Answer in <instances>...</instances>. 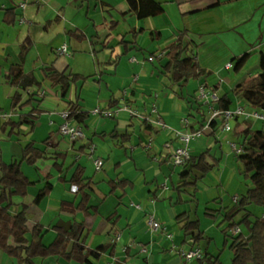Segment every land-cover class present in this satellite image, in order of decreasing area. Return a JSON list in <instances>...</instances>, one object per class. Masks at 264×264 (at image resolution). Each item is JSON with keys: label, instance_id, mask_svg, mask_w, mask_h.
I'll return each mask as SVG.
<instances>
[{"label": "crops", "instance_id": "obj_1", "mask_svg": "<svg viewBox=\"0 0 264 264\" xmlns=\"http://www.w3.org/2000/svg\"><path fill=\"white\" fill-rule=\"evenodd\" d=\"M20 1L22 0H0V115L12 114L10 120L1 119L0 125L9 121L17 122L22 113H30L32 109L31 106L22 110L12 107V96L15 89L7 80L8 72L12 67H21L25 73H34L37 79L42 81L45 77L43 69L52 64L59 72L73 73L74 69L77 70L78 67L82 70L81 64L74 60L75 54L88 49L93 56L92 63L89 65L94 70L101 71L103 69V71L100 75H90L91 78L86 83L78 86L100 89L105 82L110 93L105 107L101 104H95L96 107H93L115 109L127 102L134 109H142L143 114H150L149 101L152 104L158 103L161 114L170 127L164 131L156 126H153L152 130H147L142 120L139 128H136L133 122L136 117H131L128 112L122 111L114 118L96 120L99 124L95 128L94 136H100L104 140L105 146L113 144L115 150L110 151L109 148L108 152H102L95 157L98 153V146L95 145V138L89 137V135L79 146H77L78 140L74 143L71 142L70 147L67 145L64 147L62 143L70 141L60 134L59 127L63 123L61 112L68 111V106L60 97V93L49 83H45L43 91H46V94L44 97L41 96L44 98V102L39 107L40 118L33 132L30 133V128L26 125L18 130L19 136L10 137L7 133L0 132V141L10 142L15 137L19 143L26 141L25 139L30 138L38 130H42L46 134L43 141L44 148L41 149L46 152L49 158L40 159L37 162L38 171L29 166L35 175L28 176L24 170L23 172L31 181L30 177H32L34 182L40 181V176L37 177L39 173L42 176L52 174L53 190L40 204H35L34 200L45 183L41 181L35 186L29 187L25 198L15 199L17 204L28 206L30 224L32 226L41 225L44 228L47 232L44 236V243L48 245L54 241L57 235L53 227L60 220L65 222L76 220L84 223L86 226L85 247L87 249H96L106 244L114 248V254L111 255L110 252H107L98 260L103 264H203L201 260L187 262L178 254L180 249H189L194 243L190 236H186L182 228L183 224L179 222L178 217L187 212L191 221L196 220L193 219L189 211L182 209L181 205L184 203V199L181 192L185 189H181V192L177 190L178 184L182 181L180 174L188 164L180 167L174 166L170 162L169 151L165 147L167 142L179 144L175 132L190 133L192 128H200V121L203 119L198 110L191 109L188 106L189 103L188 105L184 104L182 91H180L181 97H178L180 100L177 104L181 110L178 112L175 108L176 103L172 102V97H163L158 102L160 94L146 87L145 81H143L145 84L136 85L140 82V74H135L137 71L135 67L138 66L144 74L150 71L144 69L149 67V64L144 58L145 49L139 42L142 39L146 40L147 36L154 43L166 37L172 44L182 31H186L185 42L190 45L198 63L206 72L204 77L197 80L198 87L207 85L214 88L220 98L223 96L231 98L232 107H235L244 102L240 101L241 99L236 95L234 98L228 95L224 90V85L229 77L227 74L224 76L219 73L235 71L236 61L233 60L246 54L250 55L248 62L254 58L259 60L257 74H249L236 85V88L262 73L264 0H156L162 4L164 12L157 17L144 20H139L136 14L130 11L128 0H28V7L24 13L18 7ZM13 9H15V20L12 16H7V12ZM21 16L26 18L25 24L20 23ZM133 31L137 33L142 31L141 34H138L135 44L132 42L134 40ZM123 42L128 44L125 45ZM64 44L68 47V54L61 56L57 50ZM25 45L27 51L22 58L21 52ZM139 55H142L143 58L141 59ZM124 57H127V61L123 65ZM132 57H136L138 63L131 62ZM164 62L165 60L159 62L157 59L154 64L160 63L161 67ZM230 63L233 64V68L226 69ZM247 63L239 72L235 71L237 73L234 77L235 80H238L240 74L246 69ZM121 67H123L122 72H120ZM110 69L113 72H108ZM130 71L134 73L132 77L128 74ZM156 73L160 74V70L151 74L148 81L149 86L158 77ZM135 76H138L137 82H134ZM214 77H217V80L212 81L211 79ZM78 86L71 90L67 100L75 97L78 93ZM32 90L24 92L25 95ZM114 91H118L120 96L115 97ZM166 92H168L167 88L163 90V94ZM155 94L158 95L157 99L154 97ZM79 96L81 110L90 113L89 120L93 117L100 118L92 115L91 109H84V100L81 95ZM141 99L143 105L138 104L141 103ZM8 102H10V106L7 109L3 105ZM188 108L191 111L190 115L186 117L184 109L188 110ZM203 112L208 122L209 111ZM119 116H121L120 120L117 119ZM104 119H114L116 123L110 126L108 123H103ZM186 119L188 125L184 123ZM89 120L84 127L87 131L92 125L90 122V124L88 123ZM207 122L204 123L205 126ZM238 124L240 126L234 129V135H230L233 136V141L238 143H241L243 138L237 134L246 130L249 125L254 129H261V124L257 122H237ZM210 130V127L205 128L203 135L198 138L208 137L212 132ZM151 139L152 146L146 150L145 146ZM216 140L220 141V138ZM32 141L36 143V140ZM193 142H197V138L190 143L193 157H198L208 150H211V154H213L212 148L192 146ZM203 142L206 146V141ZM26 143L28 142H25L22 147ZM91 145H95L94 153H90ZM9 149L11 150V147ZM130 152L134 154L129 156ZM231 154L237 158L232 149ZM134 155L136 156L135 160ZM55 157H59V162L64 164V171L61 174L54 168ZM84 157H88V162L94 167V176H88V167L82 162ZM230 157L231 155L227 156L228 160ZM99 158L103 160V167L97 171L94 160ZM221 158L218 168L222 165L223 155ZM1 161L5 160L0 148ZM78 167L84 169L83 176L85 178L92 180L89 189L91 195L89 207L94 209L90 211V215L81 212L71 214L61 209L62 202L73 203L80 199V196L72 190L73 186L68 183ZM124 168L139 172L138 177L131 180L129 176H125L126 169L122 170ZM177 169L182 170L176 174ZM120 179L129 180L133 183V187L112 194L110 182ZM133 203L141 205L143 209L138 210L132 206ZM148 210H152L156 219L163 225L161 232L152 233L149 230L146 219ZM249 210L256 217H264V206L260 207L259 214L253 212L251 207ZM198 221L200 222V220ZM207 227L208 232L213 230L212 225L208 224ZM227 227L228 225L223 229V233ZM200 230L204 236L200 242L194 244V248L199 247L204 255L207 251L210 256H219L222 260L223 252H220L215 237L208 236L206 230L202 229L201 223ZM167 234H172L173 238L169 239ZM229 234L232 236L230 232ZM117 235H120L119 241L113 242ZM46 239H50L49 243L45 242ZM224 243L225 245L230 244L225 233ZM140 245H144L148 249V253H142ZM232 259L231 253V261ZM60 260L61 258L50 257L45 260L37 259L36 263L60 264ZM94 263L97 264V262ZM223 263L225 264V262Z\"/></svg>", "mask_w": 264, "mask_h": 264}, {"label": "trees", "instance_id": "obj_2", "mask_svg": "<svg viewBox=\"0 0 264 264\" xmlns=\"http://www.w3.org/2000/svg\"><path fill=\"white\" fill-rule=\"evenodd\" d=\"M130 11L134 12L139 20H144L151 17H157L164 12L161 3L156 0H128ZM15 9L9 10L7 16L14 17ZM142 31H133V44ZM186 31H182L176 40L166 48L159 59V62L164 61L161 65L160 72L169 79L170 89L175 87L179 91L192 80H199L206 75L198 63L194 51L190 45L185 42ZM125 45L127 42H123ZM27 46L23 47L21 57L24 58ZM250 59V55L246 54L239 59H235V71L239 72ZM262 73L251 79L246 84H241L235 89V95L244 101L245 104L255 109H264V59L261 61ZM44 79L39 81L34 73H25L21 67H12L7 75V80L15 89L12 96V107L17 110H22L25 107L31 106L30 113H22L19 121H9L0 125V132L7 133L10 137L18 135L22 126L26 125L30 128V133L36 127L40 118L39 107L44 102V96L41 97L44 84L49 83L50 86L60 93V97L68 106L70 119L80 125L84 129L87 120L90 118V113L81 110V99L77 93L71 100H67L71 90L79 84L83 85L91 77L71 72H59L53 64L48 68L43 69ZM33 89L26 95L24 92ZM181 97V93H176ZM197 106L191 102L189 107L198 110L202 116L200 128H192V132L202 130L205 127L207 120L202 111V104L197 99V90L194 96ZM233 101L228 96H223L220 101V107L223 110L233 108ZM143 125L147 130H152L153 126L143 121ZM220 121L215 120L210 124L211 134L215 136L219 127ZM240 124L237 125L239 127ZM191 132V133H192ZM206 133V132H205ZM243 138L241 144L244 145V153L237 156V160L243 166V176L246 181H250L252 187L241 196L238 203H234L232 209H227L226 218L229 219L228 227L224 233L230 240L229 250L232 253V264H264V217H256L249 210V207L255 205L258 207L264 206V129H254L251 125L246 130L237 134ZM47 142V141H46ZM49 158L46 152L36 145L34 141H30L23 146V155L21 160H12L11 162H0V256L6 254L13 260L12 264H37L36 260H45L50 257L65 259L68 262L77 264H95V261L100 260L101 256L107 252L114 254V248L111 245H101L96 249H87L85 247L86 226L79 221L60 222L53 227L56 232V237L51 244L44 243V236L47 234L41 225L32 226L28 219V206L25 204H17L16 198H25L28 194V189L35 186L41 181L44 185L40 188L39 193L34 200L35 204H40L53 190L51 182L52 174L42 176L40 173V181L34 182L23 172L24 164L36 168V164L40 159ZM56 160L54 168L58 173H63L64 164L59 162V157ZM222 158L211 154V150L198 156L191 157L188 165L180 174L182 179L178 184L177 190L185 189L189 186H196L199 179L206 177L214 172L220 165ZM84 169L78 167L72 179L68 182L72 186H76L78 191L76 194L80 199L73 203L62 202V211L76 214L81 212L85 215H90L93 207H89L91 195L89 189L92 185V180L83 176ZM202 177L199 178L198 176ZM42 176V177H41ZM191 180V181H190ZM66 182V181H63ZM111 193L117 191H126L127 188H132L133 183L127 179L111 181ZM184 190V191H185ZM186 192V191H185ZM242 214L239 222L234 221L235 216ZM178 220L185 231L186 236H190L193 240V245L189 248H194V244L203 239V232L200 230V222L198 220L191 221L189 213H183L178 217ZM235 227H244L248 234L242 232L238 235H230L229 232ZM190 233V234H189ZM230 235V236H229ZM203 264H224L219 256H210L207 251L204 258L201 260ZM1 264V262H0Z\"/></svg>", "mask_w": 264, "mask_h": 264}, {"label": "rangeland", "instance_id": "obj_3", "mask_svg": "<svg viewBox=\"0 0 264 264\" xmlns=\"http://www.w3.org/2000/svg\"><path fill=\"white\" fill-rule=\"evenodd\" d=\"M147 37L148 38H146V40L142 39L141 42L139 43L145 49L146 55L144 58H145V61L149 64V67H145L144 69H146V71H149V70L150 71L144 74V72H141L140 68L136 66L135 68H137L138 73L136 71L135 74L137 75L140 74V82L137 83L136 85L145 84L143 82L145 81L146 87H149L150 90L158 92L160 94L161 97L160 99H158V102H160L163 99V97H167V96L172 97V102L176 103V106H177V107L175 106V108L177 109L178 112H180L181 110L179 109V106L177 104L179 103L180 99H178V96L176 95L177 92H180L178 87H176V89H173L172 91V89H170L169 87L171 84L169 79L166 78L163 74H161V72L160 74L156 73V76L158 75V77L155 78L154 82L151 83L150 86L148 82L150 80L149 78L151 74L154 71L161 69L160 63L154 64V62L157 60V57L161 55L162 50L166 48V46L171 44L170 43L171 41L170 39L163 37L160 41L154 43L149 38V36ZM89 51L90 50L85 49L83 51L77 52L76 53L77 55L75 54L76 58L74 60L78 61V63L81 64V67L83 69L80 70V67H78L77 70L74 69L73 73H80L86 76H90L94 74H99V75L101 74L103 69H101V71L94 70V68L89 65L90 63H92V60H93V56L91 55V52ZM139 56L141 59L143 58L142 55H139ZM126 61H127V57H124L123 65L126 63ZM258 67H259V60L257 58L251 59L247 63L246 69L242 72V74H240L238 80H235L234 78L235 75L237 74L235 73L234 70H231L230 72L225 71L223 73H219L221 75L227 74L229 77L228 81L224 85V90L228 93L229 96L234 98L235 96L234 89L236 88V85L241 80H244L249 74H255ZM72 68L74 67L72 66ZM122 68L123 67L120 68V72H122L121 71ZM111 71L113 72L112 69H110V71L108 72H111ZM128 74L131 75L132 77L134 73L130 71L128 72ZM211 80L215 81L217 80V77H214ZM78 87H79L78 94L81 95L83 100L85 101V102L83 101L85 110L91 109V112H92L93 109L96 107L95 104H101L103 107L107 105L106 101H108L107 98L110 96V93L108 92L106 88L105 82L103 83L100 89H95L94 87L92 88L91 87L81 88L80 86ZM165 88H167L168 92L163 94V90ZM196 88L198 89V83L197 81L192 80L182 89V97L184 98V100L182 101H184L185 105H188V102H191L194 106H197V102L194 98ZM113 93L115 97L120 96L118 91H114ZM240 101L244 102L242 99ZM140 102L141 103H138V104L143 105L142 99L140 100ZM153 104L152 102L149 101L148 103L149 112L152 110ZM3 106H6V108L8 109L10 106V102L4 103ZM202 108H203V111H205L206 113L208 112L206 107L202 106ZM136 110H138L141 114H143L142 109L136 108ZM184 111H186L185 115L186 117H188V115H190L189 112L191 110L188 108V110L184 109ZM117 119L120 120L121 116H119ZM96 120L100 121L101 117L100 118L93 117L92 119H90L88 123L90 122L92 124L91 127L88 129V131L84 129V133L86 136L89 135V137L95 138V145L98 146V150H97L98 153L95 155V157L98 154H101L102 152L104 153L108 152L109 148H110V151L115 150L113 144L111 145L107 144V146H105V143H103L104 140L100 136H94L95 128H97L99 124V122H97ZM102 121L103 123L110 124V126L111 124L113 125L114 123H116L114 119H104ZM123 121H121V124H123ZM133 122L135 124V127L139 128V125L142 123V119L139 117H136L133 119ZM231 126L233 128V132L231 133H226V132L222 133L223 131L220 126L219 130L216 133L217 137L216 136L215 137L204 136V139L197 138V142H193L192 146H196L199 148H206V149L212 148L213 154H215L217 157H221L223 155V161H222V165L220 168H217L214 172L208 174L206 177L199 179L195 187L194 186L186 187V190H185L186 192L185 191L181 192V196L184 199V203L181 205L183 207L182 208L183 211H189L193 219L200 220L201 227L203 230H206L208 236L212 238L215 237V239L217 240L220 252H223L222 261L225 262V264H232L231 253L229 251L230 244L225 245L224 233L222 232L223 229L229 224V219L226 218V211L227 209H232L234 207L235 205L233 202L234 196H237L238 198H240L248 190V188L252 187L251 182L246 181L244 179L242 164L237 160V158L234 155L231 154V148H230L229 142H232L234 138L233 136H230V135H234V129L238 128L236 122H231ZM262 128L263 127L261 126V129ZM45 136L46 134L42 130H38L36 133H33L30 136V138L25 139L26 141H24L23 143H19L17 141V138L15 137L10 142L0 141V148L2 149V154H3V158L5 162H11L12 160H21L22 155H23L22 145L25 142L36 140L37 146L40 148H44L43 141L46 138ZM228 137L229 139H227ZM217 138H220V141L216 140ZM82 141L84 140H79L77 143V146H79V144ZM203 141H206L207 143L206 146L204 145L205 143ZM70 143L71 142L67 141V142H63L62 144H64V147L66 145L70 147ZM9 147H11V150L9 149ZM133 154L132 152H130L129 156ZM123 155H124V152H123ZM228 155H231L229 160L227 158ZM133 158L135 160L136 156L134 155ZM87 159L88 157H84L82 162L83 164H86V166L88 167V176H94L95 174L94 167L88 162ZM125 169L126 168L122 170H125ZM23 170L28 176L35 175L32 168L26 164L23 165ZM181 170L177 169L176 174H178V172ZM138 173L139 172H136V171L134 172L132 170L129 171L128 169H126V173L124 174L125 176H129L131 180H135L138 177L137 176ZM39 176L40 175H37V177ZM30 178L32 179V181H34L32 177ZM176 194L178 195L179 193H176ZM259 209L260 207L258 206H255V205L251 206V210L257 214H259L258 213ZM241 217H242V214H239L235 216L233 220L236 222H239ZM208 224L213 226V230L209 232L207 231ZM241 228L243 229L245 235L248 234L247 230L244 227H241ZM49 240L50 239H46L45 242L49 243ZM226 246L227 248H225ZM60 261H61L60 264H77L75 262L70 263L65 259H61ZM0 262L1 264H12L13 260L9 258L6 254L2 253L0 256ZM95 262H97V264H103L102 261H95ZM55 264H59V263H55Z\"/></svg>", "mask_w": 264, "mask_h": 264}, {"label": "built area", "instance_id": "obj_4", "mask_svg": "<svg viewBox=\"0 0 264 264\" xmlns=\"http://www.w3.org/2000/svg\"><path fill=\"white\" fill-rule=\"evenodd\" d=\"M18 7L20 8L21 12L24 13L28 7V0H22L18 3ZM26 18L24 16H21L20 23L25 24ZM58 54L63 56L68 54V47L66 44L61 46L58 50ZM162 55V54H161ZM160 55V56H161ZM159 56V57H160ZM131 62L138 63V60L136 57L131 58ZM233 68V64L230 63L226 66V69ZM138 81V76H135L134 82ZM126 93V92H125ZM46 91H43L41 93L42 96H45ZM155 99L158 98V95H154ZM197 99L200 101V103L206 107L209 111V120L206 124V126L202 130H198L196 132H190L183 134L181 132H175L176 137L179 141V144L176 145L173 142H167L165 144V147L169 151V157L170 162L176 166H185L189 163L191 160L192 154H191V148L190 143L195 140L198 137H201L203 135V131L205 128H209L210 124L218 120L221 123V128L223 132L230 133L233 132V128L231 126V122H244V123H251V122H257L260 123L261 126L264 129V109H255L251 108L245 103H240L236 105L235 107L227 110H223L220 107V101L221 98L218 95L217 91L214 88L208 87L207 85H200L197 89ZM126 111L129 113L131 117H139L143 121H146L148 124L152 126L159 127L161 130H168L170 127L166 124L158 103H154L152 105V110L150 114H141L138 110L131 107L127 102L122 104L121 106L115 108V109H102L101 107L95 108L91 114L97 117L101 118H114L120 112ZM61 116L63 118V123L59 127L60 134L67 138L70 142L74 143L78 140H84L86 139V135L84 133V130L82 127L76 123H74L70 119V112L69 111H63L61 112ZM12 117V114H3L0 115V120H10ZM184 123L188 125V120H184ZM152 139L149 141L148 144H146L145 149L149 150L151 148ZM230 147L235 155H241L244 153V145L238 142H230ZM90 153H94L95 151V145L90 146ZM94 165L97 171H100L103 167V160L102 159H95ZM72 190L74 192L78 191V188L76 186L72 187ZM234 203L239 202V198L234 197L233 198ZM135 208L138 210H142L143 207L141 205L132 204ZM146 219L147 224L149 227V230L152 233H158L161 232L163 229V225L159 220L156 219L155 213L152 210H148L146 212ZM242 231L239 227L234 228L230 231V233L234 235L240 234ZM167 237L169 239L173 238L172 234H167ZM120 239V235H117L113 242H117ZM141 246V252L142 253H148V249L144 245ZM179 256H181L185 261L191 262L194 260H202L204 258V253L199 247H195L192 249H180L178 251Z\"/></svg>", "mask_w": 264, "mask_h": 264}]
</instances>
